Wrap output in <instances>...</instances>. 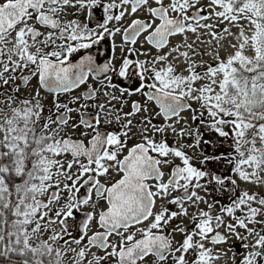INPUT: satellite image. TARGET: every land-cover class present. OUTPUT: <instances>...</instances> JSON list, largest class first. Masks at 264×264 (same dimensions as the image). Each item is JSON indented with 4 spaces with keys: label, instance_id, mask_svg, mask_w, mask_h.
Wrapping results in <instances>:
<instances>
[{
    "label": "snow or ice",
    "instance_id": "snow-or-ice-1",
    "mask_svg": "<svg viewBox=\"0 0 264 264\" xmlns=\"http://www.w3.org/2000/svg\"><path fill=\"white\" fill-rule=\"evenodd\" d=\"M0 264H264V0H0Z\"/></svg>",
    "mask_w": 264,
    "mask_h": 264
}]
</instances>
